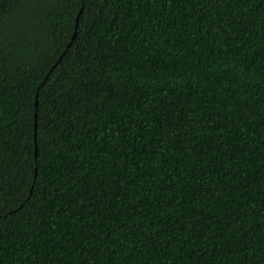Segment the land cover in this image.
<instances>
[{
	"label": "trees",
	"instance_id": "obj_1",
	"mask_svg": "<svg viewBox=\"0 0 264 264\" xmlns=\"http://www.w3.org/2000/svg\"><path fill=\"white\" fill-rule=\"evenodd\" d=\"M0 264H264V0H0Z\"/></svg>",
	"mask_w": 264,
	"mask_h": 264
}]
</instances>
